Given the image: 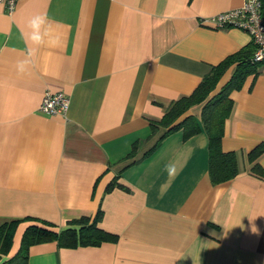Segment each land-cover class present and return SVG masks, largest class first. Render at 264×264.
Listing matches in <instances>:
<instances>
[{"label": "crops", "instance_id": "0c3cea01", "mask_svg": "<svg viewBox=\"0 0 264 264\" xmlns=\"http://www.w3.org/2000/svg\"><path fill=\"white\" fill-rule=\"evenodd\" d=\"M243 2L18 0L11 14L0 3V223L22 220L3 259L39 225L26 218L59 230L101 207L100 226L115 243H38L27 264H264V178L251 172L254 163L264 168V153L248 159L264 142V71L230 93L221 148L236 154L234 178L211 184L203 131L173 132L144 155L158 137L149 122L251 41L206 21ZM37 15L40 43L29 27ZM45 92L69 97L65 116L39 110ZM201 107L189 114L199 120ZM173 162L179 171L169 179ZM116 175L126 189L106 193Z\"/></svg>", "mask_w": 264, "mask_h": 264}, {"label": "trees", "instance_id": "16d2710c", "mask_svg": "<svg viewBox=\"0 0 264 264\" xmlns=\"http://www.w3.org/2000/svg\"><path fill=\"white\" fill-rule=\"evenodd\" d=\"M260 13L264 18V0H260ZM255 44L251 40L236 52L225 57L217 65L212 66L196 88L189 95L173 100L165 109L162 117L149 122L151 136L157 135L153 146L144 155H149L155 150L162 139L167 135L179 131L183 139H187L200 131L205 132L208 140V174L212 185L234 178L239 170L237 157L234 151H223L221 140L224 134L225 120L232 107L230 93L239 89L246 76L256 74L264 67V60L255 61L253 54ZM232 67L227 81L213 93L220 78ZM202 103L200 118L197 120L189 114V109ZM160 133V134H159ZM159 134V135H158ZM136 150V143L132 145L127 158H132ZM264 153V142L257 144L248 154L249 161H255ZM251 172L264 178V168L254 163ZM116 175L106 186L105 192H110L118 187L126 189L120 184ZM103 216L101 207H98L93 217L82 216L68 220L65 227L54 229V224L46 220L26 218L39 223L28 225L23 231L17 251L10 257L8 255L15 229L19 219L5 220L0 223V264H27L28 250L31 245L55 242L58 247L77 248L86 246H100L103 243H115L118 236L108 232L100 226Z\"/></svg>", "mask_w": 264, "mask_h": 264}, {"label": "built area", "instance_id": "2783aa9c", "mask_svg": "<svg viewBox=\"0 0 264 264\" xmlns=\"http://www.w3.org/2000/svg\"><path fill=\"white\" fill-rule=\"evenodd\" d=\"M17 2L18 0H0L8 14L14 11ZM206 21L218 28L233 26L247 32L256 47L253 59L264 60V18L260 13V0H244L239 8L220 12ZM261 70L264 71V67ZM69 103V97L63 92H45L39 110L46 115L65 116Z\"/></svg>", "mask_w": 264, "mask_h": 264}, {"label": "clouds", "instance_id": "9594fccd", "mask_svg": "<svg viewBox=\"0 0 264 264\" xmlns=\"http://www.w3.org/2000/svg\"><path fill=\"white\" fill-rule=\"evenodd\" d=\"M44 23H45V18L43 16H40V15L33 17L29 21V27L32 29V37L31 38L35 43H40L42 40V37L40 34V29ZM22 67L23 66H21V68ZM165 170L168 174L169 179L175 178V176L178 174V171H179L177 164L175 162L166 165Z\"/></svg>", "mask_w": 264, "mask_h": 264}]
</instances>
